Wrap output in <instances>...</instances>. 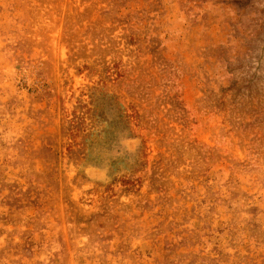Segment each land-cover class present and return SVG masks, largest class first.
Masks as SVG:
<instances>
[{
    "label": "rangeland",
    "instance_id": "rangeland-1",
    "mask_svg": "<svg viewBox=\"0 0 264 264\" xmlns=\"http://www.w3.org/2000/svg\"><path fill=\"white\" fill-rule=\"evenodd\" d=\"M0 264H264V0H0Z\"/></svg>",
    "mask_w": 264,
    "mask_h": 264
}]
</instances>
